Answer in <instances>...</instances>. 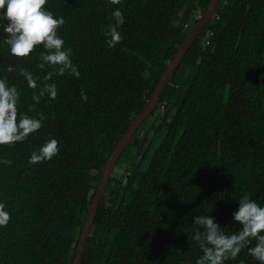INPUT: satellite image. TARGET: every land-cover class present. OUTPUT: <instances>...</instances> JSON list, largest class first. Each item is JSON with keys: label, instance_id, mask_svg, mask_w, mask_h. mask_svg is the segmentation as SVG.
Listing matches in <instances>:
<instances>
[{"label": "trees", "instance_id": "16d2710c", "mask_svg": "<svg viewBox=\"0 0 264 264\" xmlns=\"http://www.w3.org/2000/svg\"><path fill=\"white\" fill-rule=\"evenodd\" d=\"M209 2L48 0L65 19L58 32L80 78H56V98L39 104L19 68L42 77V49L16 58L0 47V75L20 89L19 111L45 118L24 142L0 146L12 162L0 165V201L11 213L0 227V264H73L108 158ZM114 7L125 23L109 49ZM51 137L59 152L29 166ZM115 168L81 264H194V215L231 233L236 199L264 203V0L221 1ZM226 264L258 262L245 249Z\"/></svg>", "mask_w": 264, "mask_h": 264}, {"label": "clouds", "instance_id": "9594fccd", "mask_svg": "<svg viewBox=\"0 0 264 264\" xmlns=\"http://www.w3.org/2000/svg\"><path fill=\"white\" fill-rule=\"evenodd\" d=\"M47 2L0 0V33L3 34L0 47L6 46L8 54L16 58L29 57L35 50L42 49L36 64V68L44 71L42 77L19 68V75L23 77L26 87L34 90L31 95L34 104H39L45 96L49 100L56 98V78L65 75L80 78V71L72 59L73 50L65 46L64 38L58 32L65 24V19L44 7ZM108 2L116 5L120 0ZM111 21L104 32V42L109 49L121 40L120 28L125 23V16L119 7L113 8ZM13 70L12 65L4 69L8 73ZM20 96V89L9 83L6 76L0 75V146L22 143L42 127L45 119L42 114L32 116L19 111ZM81 99H87L83 91ZM31 108L32 105H29V111ZM58 152V141L51 137L30 153L27 164L34 166L47 162ZM11 163V160L0 157V165L8 166ZM236 202L231 221L238 226L237 231L226 233L225 226L205 213L192 217L191 223L196 226L192 240L201 252L194 264H226L227 261L235 260L245 249L252 260L264 264V203H257L248 195L240 196ZM10 217L9 208L0 201V227L6 226Z\"/></svg>", "mask_w": 264, "mask_h": 264}, {"label": "water", "instance_id": "95a60500", "mask_svg": "<svg viewBox=\"0 0 264 264\" xmlns=\"http://www.w3.org/2000/svg\"><path fill=\"white\" fill-rule=\"evenodd\" d=\"M221 1L222 0H210L206 11L199 17L197 23L193 26L184 42L178 48L172 61L166 68L159 83L157 84L154 93L147 101L145 108L132 120L128 130L124 133V135L114 147V150L112 151L105 167L103 168L102 178L100 180L95 197L86 215L85 223L82 227V233L77 245L73 264H81L82 262V257L88 243L90 232L94 223V218L96 216L97 210L102 199L106 195L107 186L109 184L110 177L115 170L116 164L118 163L123 153L126 151L127 147L132 142L133 138L135 137L137 131L142 126V124L150 120L152 112L159 104L160 97L165 87L170 83L172 77L174 76L176 70L180 66L181 62L183 61L185 55L187 54L191 46L195 43L196 39L199 37L204 28L213 19L216 9L219 7Z\"/></svg>", "mask_w": 264, "mask_h": 264}, {"label": "rangeland", "instance_id": "374dc122", "mask_svg": "<svg viewBox=\"0 0 264 264\" xmlns=\"http://www.w3.org/2000/svg\"><path fill=\"white\" fill-rule=\"evenodd\" d=\"M199 14H200V12H197V14H196V18L199 17ZM196 18H195V19L193 18V19L195 20L194 22H196ZM198 19H199V18H198ZM194 22H193V23H194ZM120 165H121V163H119V165H118L119 167L117 168V169H119V170H121V169H120ZM115 169H116V168H115Z\"/></svg>", "mask_w": 264, "mask_h": 264}]
</instances>
